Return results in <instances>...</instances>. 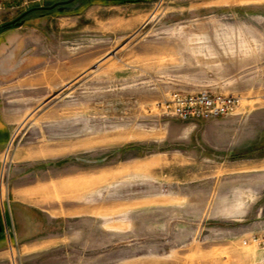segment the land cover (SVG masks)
Returning a JSON list of instances; mask_svg holds the SVG:
<instances>
[{"label": "rangeland", "instance_id": "374dc122", "mask_svg": "<svg viewBox=\"0 0 264 264\" xmlns=\"http://www.w3.org/2000/svg\"><path fill=\"white\" fill-rule=\"evenodd\" d=\"M57 1L0 0V47L32 42L0 70V264H264V151L201 138L205 121L264 129L245 118L264 108V0H74L2 28ZM203 90L241 103L193 126L161 112ZM22 198L35 247L5 244Z\"/></svg>", "mask_w": 264, "mask_h": 264}, {"label": "crops", "instance_id": "0c3cea01", "mask_svg": "<svg viewBox=\"0 0 264 264\" xmlns=\"http://www.w3.org/2000/svg\"><path fill=\"white\" fill-rule=\"evenodd\" d=\"M87 16L89 15H85V18H87ZM93 20H95L96 25L100 24L101 26H106L107 30L109 28V24H113L114 28H116V25L118 23L122 25L124 24V19H120V17L117 16H100L94 17ZM91 26V24L87 25L86 28H90ZM21 39L22 36L20 38H17L15 36L14 40H11L10 43H7L3 47H0V70L4 71L6 74L13 75L14 73H18V71H20L23 66H27L28 64V59L24 57L25 54L22 53V51L27 44H32V42H24V40ZM258 112L260 114L264 112L263 106L255 109L254 111L253 109L248 110V112L245 114V118H252L253 116H256ZM190 123L193 126L195 123H197V121H191ZM7 124L8 122L6 121L4 115L0 113V145L1 143H3L7 134ZM201 138L218 154H230L233 150L238 149L264 151V129H230L218 125V123L215 121H205L202 125ZM261 159H263L264 161V155L261 157ZM1 193L2 191L0 190V194ZM15 201L22 204V206L29 208L30 211H26L29 217H27L25 221L19 223L18 220L13 221L12 211H9V224L6 222L4 223L5 226L3 227L5 229V244L12 247L14 242L17 243V240H14L12 236L14 237L13 234L16 235L15 231L18 230L21 247H35L37 246V243L34 238L37 234L36 230L38 229V222L36 223L32 221L34 216L33 212L31 213V208L34 207L29 203V201L24 198L19 201H17L16 199ZM1 206L2 205H0V207ZM7 231L10 232V236Z\"/></svg>", "mask_w": 264, "mask_h": 264}, {"label": "built area", "instance_id": "2783aa9c", "mask_svg": "<svg viewBox=\"0 0 264 264\" xmlns=\"http://www.w3.org/2000/svg\"><path fill=\"white\" fill-rule=\"evenodd\" d=\"M262 100L264 102V92ZM240 103L241 97L238 95L203 90L193 93L172 92L159 106L163 114L182 121H205L232 114Z\"/></svg>", "mask_w": 264, "mask_h": 264}, {"label": "water", "instance_id": "95a60500", "mask_svg": "<svg viewBox=\"0 0 264 264\" xmlns=\"http://www.w3.org/2000/svg\"><path fill=\"white\" fill-rule=\"evenodd\" d=\"M72 1L74 0H64V1H57L55 2L54 4L50 5V6H38V7H32L26 11H24L20 16H18L16 19L12 20L11 22H8L6 24H3L2 26H6V25H10V24H17V25H22L23 23V20H22V17H24L26 14H28L29 12H32L36 9H52L54 8L55 6L57 5H64V4H68V3H71ZM76 5H73V7H75ZM1 229V228H0Z\"/></svg>", "mask_w": 264, "mask_h": 264}, {"label": "trees", "instance_id": "16d2710c", "mask_svg": "<svg viewBox=\"0 0 264 264\" xmlns=\"http://www.w3.org/2000/svg\"><path fill=\"white\" fill-rule=\"evenodd\" d=\"M44 10H46V9H36V10H34V11H44ZM10 25H6V26H2V28H7V27H9Z\"/></svg>", "mask_w": 264, "mask_h": 264}]
</instances>
